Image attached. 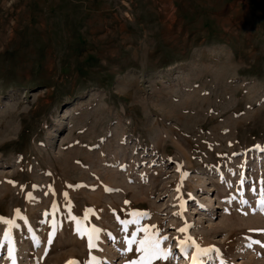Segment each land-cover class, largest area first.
Listing matches in <instances>:
<instances>
[{
	"label": "rangeland",
	"instance_id": "obj_1",
	"mask_svg": "<svg viewBox=\"0 0 264 264\" xmlns=\"http://www.w3.org/2000/svg\"><path fill=\"white\" fill-rule=\"evenodd\" d=\"M262 189L264 0H0L16 264H128L152 225L172 252L153 264H192L186 236L219 250L203 264H264ZM78 228L97 229L95 248Z\"/></svg>",
	"mask_w": 264,
	"mask_h": 264
},
{
	"label": "snow or ice",
	"instance_id": "obj_2",
	"mask_svg": "<svg viewBox=\"0 0 264 264\" xmlns=\"http://www.w3.org/2000/svg\"><path fill=\"white\" fill-rule=\"evenodd\" d=\"M179 191V189H177ZM255 191V189H253ZM127 203V202H126ZM247 203V201H245ZM260 210L264 211V189L261 190V198L257 202V209H254L253 211ZM139 214L133 213V216L136 217ZM75 219V217H73ZM0 221H3L5 223L9 224V229L8 231L5 232V239H8L10 241V236H11V226L14 225V221H8L5 220V218L0 217ZM138 219H134L131 221H125L124 223L129 224V223H138ZM155 228V225L152 226H144L141 228H137V232H143L144 235L142 238L137 240L136 233L132 234V238L127 241L129 247L126 249V251L131 252L132 245L136 244L137 247L135 249L136 252L140 253V256L135 259L131 260L128 262V264H153V261L161 260V259H168L171 255L172 252L168 248L162 247V241L167 240V236H160L158 231H153L152 229ZM188 226L185 225L184 227H181L178 229V231L182 233L187 232ZM78 233L81 235H87L88 236V247L95 248L96 243L95 241L98 239L97 236V229L92 228V229H77ZM250 231H260L264 232V229H251ZM51 236H55V232L51 234ZM49 243H51V237L49 239ZM253 244H261L260 240H250L248 243V247L251 248ZM180 248V251L187 255V249L189 247H195L196 251L192 255V264H203V261L200 259L201 256H206L209 253L213 252L214 250L217 252V255H219V250L214 249L213 247H208V248H201L196 242L192 239L191 236H186L184 240H181L178 242L177 245ZM264 246V245H262ZM8 256L9 259H11L12 264H16L15 262V245L14 243L9 242L8 246ZM95 257H92V259L88 262V264H94ZM67 264H79V261L75 260H70L67 262ZM220 264H226L224 260L221 259Z\"/></svg>",
	"mask_w": 264,
	"mask_h": 264
},
{
	"label": "bare ground",
	"instance_id": "obj_3",
	"mask_svg": "<svg viewBox=\"0 0 264 264\" xmlns=\"http://www.w3.org/2000/svg\"><path fill=\"white\" fill-rule=\"evenodd\" d=\"M214 208H215V205H212V210H213ZM206 258H207V257H206ZM206 258H205V259H206ZM207 259H208V258H207ZM210 262H211V257L209 258V261L207 262V264L210 263Z\"/></svg>",
	"mask_w": 264,
	"mask_h": 264
}]
</instances>
